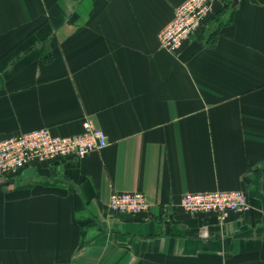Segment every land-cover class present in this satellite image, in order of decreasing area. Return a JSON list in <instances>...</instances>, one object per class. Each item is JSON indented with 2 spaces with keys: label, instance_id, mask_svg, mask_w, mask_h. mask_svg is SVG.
Here are the masks:
<instances>
[{
  "label": "crops",
  "instance_id": "1",
  "mask_svg": "<svg viewBox=\"0 0 264 264\" xmlns=\"http://www.w3.org/2000/svg\"><path fill=\"white\" fill-rule=\"evenodd\" d=\"M184 1L0 0V141L89 119L109 142L0 176V264H264V0H215L170 54L158 34ZM216 190L251 209L180 205ZM137 191L144 212L109 211Z\"/></svg>",
  "mask_w": 264,
  "mask_h": 264
},
{
  "label": "built area",
  "instance_id": "2",
  "mask_svg": "<svg viewBox=\"0 0 264 264\" xmlns=\"http://www.w3.org/2000/svg\"><path fill=\"white\" fill-rule=\"evenodd\" d=\"M215 0H185L174 10L171 21L158 34L160 47L175 54L183 43L201 27L213 10ZM106 133L86 119L82 131L73 136H57L47 128H38L0 141V176L19 174L34 162L56 163L68 158H84L108 146ZM180 205L189 214L215 213L226 222L231 213L243 214L252 204L243 190L184 193ZM145 194L114 192L108 209L120 216L139 214L147 209Z\"/></svg>",
  "mask_w": 264,
  "mask_h": 264
},
{
  "label": "water",
  "instance_id": "3",
  "mask_svg": "<svg viewBox=\"0 0 264 264\" xmlns=\"http://www.w3.org/2000/svg\"><path fill=\"white\" fill-rule=\"evenodd\" d=\"M236 4H237V0H234L232 6L234 7ZM24 175H25L27 178H30V177H31V179L34 180V181L40 179L39 176H37V175H33V170H32V169H28V170H26V171L24 172Z\"/></svg>",
  "mask_w": 264,
  "mask_h": 264
}]
</instances>
